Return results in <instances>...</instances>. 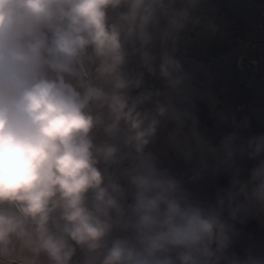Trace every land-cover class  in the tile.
<instances>
[{
  "label": "clouds",
  "instance_id": "clouds-1",
  "mask_svg": "<svg viewBox=\"0 0 264 264\" xmlns=\"http://www.w3.org/2000/svg\"><path fill=\"white\" fill-rule=\"evenodd\" d=\"M204 2L0 0V264H264L229 255L233 222L264 213V133L237 144L248 119L221 114L214 145L180 106L181 34L217 31ZM168 123L195 175L230 172L213 204L149 150Z\"/></svg>",
  "mask_w": 264,
  "mask_h": 264
},
{
  "label": "rangeland",
  "instance_id": "rangeland-1",
  "mask_svg": "<svg viewBox=\"0 0 264 264\" xmlns=\"http://www.w3.org/2000/svg\"><path fill=\"white\" fill-rule=\"evenodd\" d=\"M262 3H264V0H205L200 6L197 14L205 20L210 19L215 23L217 26V31L215 32L216 36L214 37L212 32L203 26V31L197 32L193 38L189 39L187 36L190 33L194 34L201 26L191 28V30L181 34V40L178 44L176 55L178 59H180L184 71L188 73L190 77L186 94L188 100H199L205 103L206 106H209L212 110L211 121H213L214 126L211 127V129H202L201 132L204 134L205 138L209 139L214 145H217V143L220 142L217 141L218 139L214 138L220 130L218 127L219 125L221 126L223 133L233 131L230 123L221 119V114L227 115L229 118L235 117L233 109L236 105L250 103L249 101L263 103L264 84L245 89L242 81L252 82L254 81V78L256 79V74H259L260 77H264V45L260 46L261 48L258 49V51H255V49H249L248 47L244 49H239L238 47L234 54H245L247 57H239L236 64L230 61V59L226 60L224 62L226 64H223L222 66L210 64V66L213 67V71L210 74L204 72V65L200 62L203 61L204 57L211 51L218 54L226 48L230 50L231 42L234 43L237 38L241 40L243 35H247L250 38L255 36L253 42L263 40L264 35L256 33L257 24L261 23L264 25V18L261 22L258 21V14L261 11H264V6L261 5ZM260 15H262V13H260ZM259 19H261V16ZM235 26H238V29L233 33ZM204 31H207V34L204 33ZM187 58H190V60ZM236 66L238 67V70ZM251 67H253V70L257 71L255 75L250 74V71H252ZM235 70L238 71L237 76L234 73ZM248 74L249 79L246 78V75ZM150 78L153 77H149L145 74L146 86L151 88L155 87V89L162 87V84L158 79L150 80ZM203 89H205V91ZM217 94H224V99L221 101V105L224 109L222 113L215 111V106L220 103ZM172 127L173 125L171 123L163 126L158 131L156 141L149 146V150L156 153L157 156L161 155L163 157V162L160 164L161 167L168 168L172 174V169L175 168L173 174L175 175L177 166L180 163L186 162L167 144V133ZM171 152L174 154L173 158L170 155ZM246 159L248 158L244 157L243 160L238 158L236 161L237 166L240 168L246 167L247 165L244 164ZM215 166L216 162L209 159L205 172L207 173V169L209 168H212L209 171L213 172ZM189 167H192V165H188V168ZM187 172L188 171H186V174L189 173ZM206 173L204 174V177L206 176ZM218 173H221V175H214L213 172L211 176H206L205 179L204 177H201L200 180H196L193 184H197V187L202 188L203 191L205 190L206 195L215 196L217 190L221 189L219 186H215V180L221 176L223 177L224 174L229 180L231 179L230 172L224 171ZM242 177H246V175L243 174Z\"/></svg>",
  "mask_w": 264,
  "mask_h": 264
},
{
  "label": "flooded vegetation",
  "instance_id": "flooded-vegetation-1",
  "mask_svg": "<svg viewBox=\"0 0 264 264\" xmlns=\"http://www.w3.org/2000/svg\"><path fill=\"white\" fill-rule=\"evenodd\" d=\"M258 28V29H257ZM256 28V33L260 34V35H264V25L263 24H258ZM238 29V26H235L233 29V33L236 32V30ZM199 31H203V27L201 26L199 29L196 30V32L194 34L190 33L187 37L193 38L195 36V34ZM232 32V31H231ZM204 33L207 34V31H204ZM232 33V34H233ZM214 35V37L216 36V33H212ZM255 36H253L254 38ZM243 38H247L248 40L245 41L242 44V48H246L248 47L249 49H255V51H258V47L264 45V39L263 40H259L257 41V43L253 42V38H250L249 36H244ZM264 38V37H263ZM238 39V38H237ZM255 39V38H254ZM240 48V49H242ZM238 49V45L237 43H232L230 44V50H228V48H226L225 50L221 51L220 53L216 54L214 52H209V54L207 56L204 57L203 61H201L200 63H202V65H204L203 70L205 73H212L213 71V67L210 66V64L212 65H219L222 66L226 60L230 59V61H232L234 64H236V61L239 57H247V55L245 54H234L235 51H237ZM234 54V55H233ZM219 56V58H218ZM235 56V57H234ZM190 57V55H189ZM190 60V58H187ZM209 64V65H208ZM210 66V67H207ZM237 70L238 67L236 66ZM252 71H250L251 75H255L257 73V71L253 70V67H251ZM235 75L237 76L238 71H234ZM248 73V72H246ZM256 79L254 78V81L252 82H245L242 81V84L244 86L245 89L248 88H253V86H260L264 84V77H260L259 74H256ZM246 78L249 79V74L246 75ZM153 80L155 78H150V80ZM243 80V79H242ZM246 80V79H245ZM162 89V87H160ZM155 89V87L153 88ZM211 89V88H210ZM205 91V89H203ZM234 90V88H233ZM224 94H217V98L218 101H220V103H218L215 106V111H217L218 113H222L223 112V107L221 105V101L224 99L223 97ZM206 105V104H205ZM208 108V112H207V118L205 120H203V127L202 129H211V127H213V121H211V117H212V110L210 109L209 106H207ZM234 113H235V117H236V121H242L243 119L247 118L249 121V127L247 129H241V130H237L238 132V137L239 139L236 141L237 144L239 143H246L248 139L255 137L261 133H264V101L263 103H252L249 105H244V104H239L236 105L233 109ZM220 128L219 130V134L217 133L215 135L214 138L218 139L217 141H220V139L222 138V136L228 135L231 132H222V128L219 125L218 126ZM201 129V130H202ZM200 130V131H201ZM223 133V134H222ZM222 140V139H221ZM220 142L217 143V145H219ZM171 157H174V154L171 152L170 153ZM158 162L159 164H161L163 162V157L161 155H158ZM243 160V158L241 159ZM257 163V161H250L249 159H246L244 161V164H246V167H242V175H248V171L255 166V164ZM188 165H192L191 162H186V163H180L177 166V171L175 176L178 179H181L184 182V187L187 189V191L189 192L190 196L192 197V199L196 200V201H200L203 202L204 204H213L215 202V196H208L205 194V190L203 191L202 188L197 187L195 184V181L200 180L201 177H204V174L206 173V167L204 168H198L199 171V175H195L196 178L194 179L195 181L193 182H189L190 179V174L193 173V171H191L192 167L188 168ZM212 168L207 169V173L206 176H211L213 172L209 171ZM185 171V173H184ZM186 171H188L186 174ZM172 172L174 174L175 172V168L172 169ZM218 172H224V171H218ZM218 172H214V175H221V173ZM206 176L204 177V179L206 178ZM229 178L227 176H224L218 178L215 180L216 184L215 186H219L221 189L222 188H226L229 184ZM235 224V228L238 231V236L234 239V242L232 244V246L229 249V255L231 254H235L236 256H238L239 258L243 259L247 254H252L253 256H264V213H254V214H250L248 215L243 222H239V221H234L233 222Z\"/></svg>",
  "mask_w": 264,
  "mask_h": 264
},
{
  "label": "water",
  "instance_id": "water-1",
  "mask_svg": "<svg viewBox=\"0 0 264 264\" xmlns=\"http://www.w3.org/2000/svg\"><path fill=\"white\" fill-rule=\"evenodd\" d=\"M185 107H188L187 105H184ZM184 106H182V107H184Z\"/></svg>",
  "mask_w": 264,
  "mask_h": 264
}]
</instances>
